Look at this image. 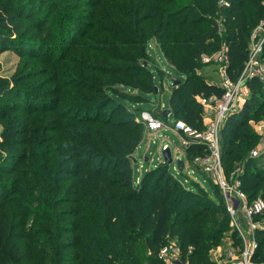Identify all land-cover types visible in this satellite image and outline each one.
<instances>
[{"label": "trees", "instance_id": "obj_1", "mask_svg": "<svg viewBox=\"0 0 264 264\" xmlns=\"http://www.w3.org/2000/svg\"><path fill=\"white\" fill-rule=\"evenodd\" d=\"M76 1L32 5L26 17L37 26L39 50L19 45L16 9L0 8V52L22 48L29 58L53 63L51 16L65 6L88 7L79 13L88 20L61 16L62 29L74 30L62 39L74 53L57 54L68 67L0 77V90L14 98L0 94V264H167L159 252L173 240L189 264H218L211 249L225 237L241 245L218 182L207 176L213 193L189 188L164 162L135 180L134 154L146 134L138 117L158 94L148 45L155 40L182 77L170 93L174 120L204 130L197 97L220 99L224 89L198 72L208 63L203 57L226 45V73L237 80L251 35L264 22V0ZM220 10L224 29L215 19ZM38 77L35 86L24 83ZM247 86L249 97L227 115L219 135L223 170L240 180L250 204L264 200V167L251 156L260 138L251 121L264 116V80L254 75ZM185 152L192 163L207 150L195 143ZM255 236L251 260L264 264V225Z\"/></svg>", "mask_w": 264, "mask_h": 264}, {"label": "rangeland", "instance_id": "obj_2", "mask_svg": "<svg viewBox=\"0 0 264 264\" xmlns=\"http://www.w3.org/2000/svg\"><path fill=\"white\" fill-rule=\"evenodd\" d=\"M41 2H42V0H0V8L1 7H7L9 9H14V8L16 9V11L18 13L17 14L18 19H19L21 26H22V29H23V31L20 34L22 36L21 37L22 41H21V43L19 41V43H20L19 45L23 44L24 48L27 46L33 47L35 45H38L37 48L39 50V46H41L38 43L41 40V38H40V36H38V34L36 32V28H35V27H37L36 24L34 25V22H32V20L30 18L26 17V15H28L27 13H29L30 9L31 8L33 9L32 5L37 8L38 4ZM77 4H78V2L76 0H68V2H67V5H77ZM87 9H88L87 6H79V7L65 6L64 8H61V9L57 8L55 10L54 14L51 16L52 17V20L50 21L51 23L48 24V30L49 31L52 30L54 33V37L56 38V42L52 46L55 53L58 54L59 52H62V50H64L63 48H67V49H65V52L67 51V54H68L67 57H69L72 53H74V48H70V46H67V44L65 45V43H64V45H62V39L66 38V36H69V34L73 33L74 30H72L70 32L71 27L69 26V31H68V24H67V29L65 31L62 29L63 23L61 20V16L63 14H66L67 18H69L68 14H70V18L72 21L74 19H77V18H80L83 21H85L86 19L88 20V18L87 17H80L79 13H81L82 11H87ZM41 14H43V13H40L38 15H41ZM223 14H224V12L220 10L218 12V15L215 16V19L221 25L224 22V15ZM60 26H61V28H60ZM76 26L82 27V24L78 23V24H76ZM221 27H222V29H224L225 28L224 24ZM62 30L64 32H62ZM60 31L62 33H60ZM222 32H223V30L220 31V33H222ZM260 36L261 37L264 36V32H261ZM23 39H26V40H23ZM45 41L48 43L50 42L47 39H45ZM250 42H251V38H250ZM222 46L223 45H221V47ZM148 47H149V50L151 53H149L150 56H147V58L150 60L149 66H150V69L154 75V78L157 79L156 80V86L158 88V91H157L158 94L156 97L152 96L151 101L144 104L145 105L144 109L145 110H152L155 114H157V113H162L165 109H167L169 107V105H170V93H171L172 87L174 85L173 82L177 81V80L181 81L182 77L173 72L174 71L173 66L167 60L165 55L162 53L158 43L155 40H151ZM221 47L219 48V50L221 49ZM21 49L22 48H20L18 50L11 48V49H6V50H3L2 52H0V77L10 81L17 74L21 73L22 71H26V69H30L32 67H44L45 69H48V67H51L50 70H47L48 71L47 75H52V71H53L54 67H68L67 59L61 60L62 56L57 57V54H55V56L53 57V59H55L53 63H45V62H42L43 61L42 59H40V61H37V60H34L32 58H29L28 55L24 54V52H22L23 50H21ZM43 56H45V55H43ZM206 57H209L208 58L209 60H207L208 63L205 66H203L200 70H198V72L201 73L202 75H204L205 77H207V79H209L210 81L220 83L221 78H222V72L224 71V67L226 66V62L217 58L215 54H213L212 56H206ZM255 67H260V69H259L260 73L258 74V76H260V78L264 80V48L262 50L261 56L258 59V63H257V65H255ZM162 77L164 80H162ZM41 80H42V78L38 77V78L28 80L24 83H26L28 86H31V85L35 86ZM13 86H14V84L11 83L10 87H13ZM38 87H35V88H38ZM43 93H44L43 89H39V91H37V94H43ZM0 94L5 95L12 100L14 99L13 95L10 93H5V92H2L0 90ZM197 99L202 106L204 120L207 123L213 117V110L210 108L209 109L207 108L209 101L207 102L202 97H197ZM210 102H211L210 104L213 105L215 102V98L212 99ZM162 104L164 106L159 107ZM240 107H241V105H240ZM240 107L238 105L234 108V110H236ZM166 117H167V119H165V120H168V123L170 125H172L174 123V118L168 117V116H166ZM3 123H4L3 121H0V140H2V136H3L2 135V131L4 129ZM251 123H252L253 129L257 133H259V136H260V138L258 140V144L254 148V149H256L258 154L254 155L253 157L255 159H258V161H259L258 166L259 167H264V116L263 117L257 116L256 120H252ZM146 132L150 133L147 130H146ZM150 134L152 136L150 138L149 143L151 145L152 151L147 156L150 158L151 161L157 160V156H159V155H157L158 150L162 147V143L166 142V141L170 142L172 145L173 156L174 157L175 156H179V157L181 156V153L177 152L175 150V148H173V144H178L180 142V138L175 133H173L170 130V128H168L166 132H164L163 129L159 131V134H161L163 136V138L159 139V140L154 136L153 133H150ZM145 138L148 140V138H149L148 135L145 134L144 140H145ZM143 141H142V143H143ZM135 158H137L136 164H139L141 162V159H143V156L138 157L137 153H136ZM150 160L147 162V164L150 163ZM190 162L191 161H188V163H190ZM151 164H154V163H151ZM170 170L173 174L179 176L180 180L187 187L194 188V189H196L198 187H202V188H205L208 192L213 193V188H212V185H211L209 179L207 178V176H209L207 173H205L203 171H202L203 172L202 173L201 171L196 170L195 168L189 166L188 164L186 165L185 168H183V170H180L178 168L177 162L175 160L170 164ZM231 181H234V179H231ZM67 221L72 222L73 220L68 218ZM257 223L259 225H264V216L260 220H258ZM175 245H176V243H172V242L170 244V246H175ZM238 246H240L239 243L234 245V246L228 245L227 248L226 247L225 248H226V250L227 249L231 250V249H237ZM213 249H211V256L213 259H215L213 257L214 256ZM229 250H227V251H229ZM225 253H227V252H225ZM184 260L187 261L188 259L185 258Z\"/></svg>", "mask_w": 264, "mask_h": 264}, {"label": "built area", "instance_id": "obj_3", "mask_svg": "<svg viewBox=\"0 0 264 264\" xmlns=\"http://www.w3.org/2000/svg\"><path fill=\"white\" fill-rule=\"evenodd\" d=\"M220 4L227 5L228 3L221 0ZM221 26H223V24ZM261 32H264V22L260 23L251 35L248 59L243 71L235 81H233L226 73V67L229 61L228 47L223 45L219 51L214 53L217 58L226 62L219 83L224 89V94L220 99H216L215 97L208 99L204 98L207 102L209 101L207 108L213 110V117L209 122L205 123L206 127L204 130H198L181 119L174 120V123L170 125L164 118L160 117L159 113L155 114L152 110H142L138 117L140 122L145 125L146 130L153 133L158 140L163 138V136L159 134V131L168 128L180 138V142L178 144H173V148H175L177 152H180L181 156L174 157L172 145L170 142L166 141L162 143V147L158 150L159 162H164L163 150L170 148L175 161L178 159L184 160V168L188 164L195 169L207 173L211 178L218 182L228 211L231 214L232 224L235 227L238 236L241 238V245L238 246L237 249L227 251L226 257L227 259L237 258L239 259L240 264H255L252 262L251 257L257 244L255 229L259 224L257 221L253 220V217L264 211V200L258 198L249 204L246 194L240 189V180L237 177H234L233 174L230 178L226 176L222 165L219 131L227 115L232 112L236 106L239 105L240 107V105H242L249 97L250 92L247 86L248 79L260 73V67H255V65H257L258 59L264 48V36H260ZM208 58L209 57L206 56L203 57L205 61L209 60ZM214 98L215 102L211 105L210 101ZM161 106L164 105L162 104L160 107ZM195 143L205 145L207 153L195 156L193 162L188 163L185 159V150ZM257 154L258 152L256 149L251 151V156ZM236 171H241V168L238 167ZM231 179H234V181H231ZM240 211H243L248 219L247 227L243 226V224L236 218ZM159 255L160 258L167 262V264H189L181 258L180 250L177 245H166L162 247Z\"/></svg>", "mask_w": 264, "mask_h": 264}, {"label": "crops", "instance_id": "obj_4", "mask_svg": "<svg viewBox=\"0 0 264 264\" xmlns=\"http://www.w3.org/2000/svg\"><path fill=\"white\" fill-rule=\"evenodd\" d=\"M168 117H173V115H171V113H170L168 115ZM165 121L168 122V120H165ZM163 130H164V132L167 131V129H163ZM146 135H148V137H149L148 140L145 138V140L143 141V143L139 146L138 151L136 152L138 157L143 156V159H141V162L139 164H136L135 167H134V175H135V180L136 181H138L141 178L142 174L146 170L151 169V168L157 166L160 163L158 156H157V160L158 161L157 160H153V159H152L153 161H151L150 158L147 156L152 151L151 150V145L149 143L150 138H151L152 135L150 133H147V132H146ZM135 154H134V158H135ZM135 160H137V158H135ZM149 160H150V163L147 164V162ZM151 163H154V164H151ZM196 170H199V169H196ZM236 218H237L238 221H240L243 224V226L247 227V225H248V219L245 216V213L243 211H240L237 214ZM172 243H176V242L173 240ZM228 245L233 246V239H231L230 237H225L223 239L222 243L220 245L216 246L213 249V254H214L213 257L215 258V260L219 264H240V261L237 258L227 259L225 252H227V250H229V249L226 250V248H227Z\"/></svg>", "mask_w": 264, "mask_h": 264}, {"label": "water", "instance_id": "obj_5", "mask_svg": "<svg viewBox=\"0 0 264 264\" xmlns=\"http://www.w3.org/2000/svg\"><path fill=\"white\" fill-rule=\"evenodd\" d=\"M180 81H174L173 84L176 85L178 84ZM158 90V89H157ZM156 90V91H157ZM163 113L165 114V116H168L171 113V109L167 108L163 111ZM135 159V158H134ZM163 159H164V163L170 165L173 162V156H172V151L170 148L164 149L163 150ZM177 166L180 170H183L184 168V160L182 159H178L177 161Z\"/></svg>", "mask_w": 264, "mask_h": 264}]
</instances>
